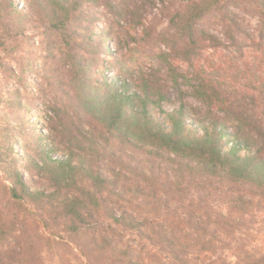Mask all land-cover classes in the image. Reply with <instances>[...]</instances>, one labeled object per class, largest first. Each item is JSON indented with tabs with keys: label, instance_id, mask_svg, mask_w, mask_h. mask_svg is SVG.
I'll return each instance as SVG.
<instances>
[{
	"label": "trees",
	"instance_id": "trees-1",
	"mask_svg": "<svg viewBox=\"0 0 264 264\" xmlns=\"http://www.w3.org/2000/svg\"><path fill=\"white\" fill-rule=\"evenodd\" d=\"M23 1L0 0V103L17 107L13 80L27 92L28 79L44 91L33 77V53L25 50L28 32L63 30L86 14L89 26L97 25L92 9L101 3ZM158 1L168 19L156 31L167 82L177 88L186 79L204 111L190 114L183 102L170 108L159 78L123 72L117 54L101 64L99 43L82 47L68 63L65 83L82 122L52 117L48 135L38 134L32 150L22 146L24 157L12 130L6 143L0 138L8 198L26 210L24 220L48 231L45 241L57 249L59 264H264V229L256 232L253 220L245 221L250 210L264 208L263 72L247 69L229 85L228 73L203 63L207 49L222 47L241 56L248 47L264 60V0H184L173 10L170 0ZM236 9L256 14L257 32ZM198 175L220 190L226 213L204 219L203 207H185L188 178ZM163 194L172 201L164 210ZM9 229L0 214V241L12 235ZM20 251V264H46L35 240L26 239Z\"/></svg>",
	"mask_w": 264,
	"mask_h": 264
},
{
	"label": "rangeland",
	"instance_id": "rangeland-1",
	"mask_svg": "<svg viewBox=\"0 0 264 264\" xmlns=\"http://www.w3.org/2000/svg\"><path fill=\"white\" fill-rule=\"evenodd\" d=\"M17 1L20 6L24 4L23 0ZM183 1L170 0L171 10ZM92 10L93 17L98 18L97 25L89 26L91 15L86 14L83 20H76L63 30L40 27L28 32L25 50L29 54L33 53L31 55L35 58L33 77L44 91L37 92L36 86L31 84L30 79H28V92L16 83L17 80H13L12 87L20 90V93L15 94L20 106L0 103V113L5 119L4 123L0 122V138L3 137V142L6 143L7 134L12 130L17 142L16 150L22 156L23 145H27V148L32 150L31 144L34 145L33 141L38 134H49L47 124L52 122V117L55 120L64 118L69 122L73 120L76 123L82 122L79 121L81 116L66 92L65 83L69 78L68 63L73 55L79 54L82 47L89 50V45L97 47V43L103 47L100 54L101 64L105 65L107 63L105 58H112L113 54H117L122 61L123 72L127 71L132 75L145 72L150 77L159 78L170 95L166 103L170 108L183 102L188 105L190 114H200L204 111L203 105L191 95L190 85L186 79H183L177 88L167 82L166 64L158 57L159 46L156 31L165 28L168 19L167 11L158 0H101V3ZM236 11L246 28L251 31L259 29L258 18L251 9H236ZM213 22L211 20L208 24L213 26ZM214 28L218 26L215 25ZM88 32L93 37L90 41L86 37ZM149 32L152 34L149 35ZM108 35L113 37L110 42L105 41ZM250 50L245 47V55L241 56L233 47H222L216 51L207 49L203 55V63L216 68L222 76L228 73L226 83L229 85L237 84L238 80H242L243 74L248 72L247 69L250 72L261 70L264 78V60ZM181 66L184 70H188L184 64ZM93 72L94 70L91 69L90 74L93 75ZM56 108L60 114L58 117L54 112ZM43 141L48 142L47 136ZM54 154L62 155L64 151H55ZM188 179L193 184L192 188L187 191L185 207L192 202H195L199 208L203 207L204 219L218 212H227V204L224 203L220 190L208 188L206 176L198 175ZM6 185L5 175L0 172V214L11 227L9 230L13 232L7 240L0 241V264H20L15 259V255L19 253L20 246L24 245L26 239L39 243L41 256L46 264H59L58 256L54 254L57 249L49 250L45 241V237L49 235L48 231L40 223H34L32 218L31 220L23 219L26 210L9 200ZM171 204L169 197L163 194L161 203L163 210ZM245 216V221L253 220L256 232L258 228L264 229V208H253ZM126 238L134 240L136 237L128 235ZM70 256L73 257L75 254Z\"/></svg>",
	"mask_w": 264,
	"mask_h": 264
}]
</instances>
